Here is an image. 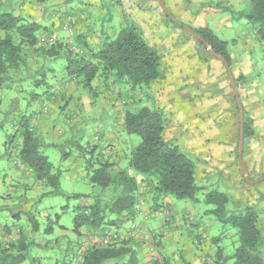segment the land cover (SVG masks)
I'll use <instances>...</instances> for the list:
<instances>
[{
	"label": "rangeland",
	"instance_id": "374dc122",
	"mask_svg": "<svg viewBox=\"0 0 264 264\" xmlns=\"http://www.w3.org/2000/svg\"><path fill=\"white\" fill-rule=\"evenodd\" d=\"M158 3V0H0V8L41 23L43 29L37 33V46L49 48L52 44L61 43L71 52L82 54L85 52L83 43L88 42L86 38L91 36L100 38V32L101 35L102 32L109 35L128 24L135 26L147 43L150 40L155 41L158 37L157 34L153 36L154 28L157 27L154 25H164L168 31L171 27H176L183 30L180 31L183 35L189 37L176 22L188 24L184 20H178L173 13L172 18H166ZM246 8L245 0H239L235 11ZM230 20L231 27L222 28L213 26L211 18H208L207 22L213 33L219 39L226 40L228 49L233 50L234 43L231 44V41L235 39L239 48L247 21L244 18H237L236 15H232ZM155 30L157 31V28ZM192 46L189 47L188 55L195 62L186 63V77L181 85L166 74L168 70L170 71L169 62H166L170 52L163 55L162 48H155L161 57L160 71L164 76L143 89H131L126 84L115 81L111 75L106 81L103 78L95 79L88 88L79 79H68L64 69V58L45 57L32 47L25 48L27 65L19 71L12 72L9 86L0 89V240L7 244L8 241L17 240L19 237L17 233L15 238L10 232L4 233L1 229L3 224L27 229L31 226L28 216L33 215L38 226L37 231L27 239L30 245L22 252L24 259L19 264H59L62 262L61 259L64 260V264H68L72 262L77 250L86 248L83 244L81 249L79 247L75 251L76 237L72 231L75 208L86 201L92 203L95 197L108 199L110 194L108 188L101 190L90 183V173L86 171V166L91 155L86 151V146L88 144L95 146L94 153L100 154L102 160L110 163V172L124 169L132 174V170L127 166V160L130 150L140 139L136 135H127L123 128V116L126 110H134L142 105L157 108L162 112L166 122L164 138L174 140L180 151L194 163L196 184L201 189L194 199L168 197L172 212L179 218L183 214V217L191 215L198 229L204 232L198 236L208 242L211 241L212 260L221 264H234L231 255L238 246L236 230L230 224L220 222L209 212L215 206L207 204L204 195L212 190L225 193L228 197L225 205L226 214L242 213L245 207L254 206L263 235L259 252L264 258V127L259 125L254 134L243 143L242 160L249 180L255 181L248 183L243 177L236 155L238 113L236 108L228 110V102H231L229 83L228 89L224 91L217 79L195 80L194 73L206 71L207 76L209 74L213 76L215 73L208 69V62H205L209 60L208 55L203 54L209 53L206 47L199 43ZM251 47L250 57L254 69L262 68L264 54L261 47L256 44ZM235 53L239 56V51ZM202 62H205V68ZM216 63L221 66L217 60ZM254 69L249 80L252 82L251 86L255 88ZM38 79L44 84H37ZM172 80L173 94L165 97L166 86ZM258 87L261 88L258 89L259 92L257 90L256 96L262 103L259 114L264 117V82ZM176 88H180L177 97L174 93L178 90ZM45 91L49 93V99H41ZM167 97H170V100ZM44 104L47 108L45 112L42 109ZM232 113L233 125L228 129L226 123ZM40 114H43L48 123L45 128L40 129L39 138L43 145L39 151L47 156L54 171L59 174L61 194L42 196L51 188L40 182L34 183V178L32 180L29 175H25L24 166L15 165L17 139L13 141L10 152H5L4 145L15 134L16 122L23 115H31L30 126L35 129V124L40 119L37 116ZM111 124L115 130L112 133H103ZM179 130L180 134L175 135L174 132ZM106 137L110 138V142L117 143L105 145ZM136 179L139 185L137 213L138 210L144 213V208L152 211L153 203H156L152 199V186L141 176L136 175ZM76 193L88 196L75 198L73 195ZM138 219L137 216L135 220ZM131 224V221H127L124 225ZM59 225L65 230H60ZM184 225L178 229L181 242L176 250L180 249L182 242L191 241V234ZM47 226L51 228L49 233L44 231ZM115 230L106 227L89 232V236L95 240L94 245L97 246L100 237L106 232L116 234L118 242L127 239L126 234L121 235ZM172 247L174 244L169 241L165 249ZM217 252L220 258L217 257ZM180 257L178 259L182 262ZM182 257H185V253H182ZM159 262L163 264L162 260ZM207 264L211 262L207 260Z\"/></svg>",
	"mask_w": 264,
	"mask_h": 264
},
{
	"label": "trees",
	"instance_id": "16d2710c",
	"mask_svg": "<svg viewBox=\"0 0 264 264\" xmlns=\"http://www.w3.org/2000/svg\"><path fill=\"white\" fill-rule=\"evenodd\" d=\"M245 2L247 4L245 10L235 11L227 6H223L222 9L236 15L237 18H244L255 30L256 40L259 43L264 42V0ZM176 24L201 36L230 66L227 43L210 29L192 27L181 22ZM42 29L40 23L0 8V89L9 86L12 72L19 71L27 65L26 47L34 48V51L45 57L64 58L66 75L79 79L88 88L95 79L103 78L106 81L110 75L115 81L122 82L131 89L146 88L160 77L159 53L131 24L121 28L112 38H104L98 49H92L83 43L85 52L82 54L71 52L61 43L52 44L49 48L37 46V33ZM198 43L204 47L201 42ZM237 80L238 78L235 79ZM36 83L42 82L38 79ZM236 109L238 112L237 103ZM244 114L243 110V143L254 134L252 120ZM165 124V117L157 108L142 105L124 112L125 132L140 139L130 150L127 160V166L132 170V174L124 169L110 172V163L102 160L100 154L94 153L95 146L90 144L86 146V151L91 155L86 166V171L90 173L89 181L101 190L108 188L110 194L108 199L95 197L88 205L76 206L72 221V231L75 234L83 235L82 231L94 232L106 227L119 229L125 222L133 219L137 214L136 175L147 179L151 184L154 201L168 197L194 199L201 189L196 184L194 163L180 151L174 140L164 138ZM15 139L20 141L18 150L20 162L32 171L35 181H40L44 186L51 188L42 196L61 194L59 174L54 171L47 156L40 153L39 139L30 126L28 116L23 115L16 122L15 134L8 140ZM87 196L81 193L73 195L75 198ZM204 201L215 206L210 213L220 222L230 224L236 230L238 246L231 255L234 264H264V258L259 252L263 235L255 207L247 206L242 213L226 214L225 205L228 197L216 190L207 192ZM28 218L33 233L37 231V221L33 215H29ZM1 229L4 233H9L7 226ZM44 231L51 232L50 226ZM18 236L17 240L8 241L7 244L0 240V264H19L24 259L22 252L29 247L30 242H27L21 233ZM217 257L220 258L219 252ZM73 264H138V260L128 243L120 241L104 246H88L82 252L81 260Z\"/></svg>",
	"mask_w": 264,
	"mask_h": 264
},
{
	"label": "crops",
	"instance_id": "0c3cea01",
	"mask_svg": "<svg viewBox=\"0 0 264 264\" xmlns=\"http://www.w3.org/2000/svg\"><path fill=\"white\" fill-rule=\"evenodd\" d=\"M97 1H100V0H97ZM161 2L164 6V9L169 13V14H166V12L161 8L160 4L158 3L160 8L163 10V13L165 14L166 18L169 19V15L173 17V14H174L175 17L178 18V20H184L188 25L192 27H204V28L210 29L213 32L212 28L208 25L207 19L211 18V20L213 21L212 22L213 26L217 28H222L224 26L231 27L230 18L232 17V15L229 12L223 10L222 8L223 6L224 7L227 6L235 10V7L239 3V0H161ZM217 4H220V5H217ZM34 21L40 23L37 20H34ZM154 26H157L156 27L157 31L155 30L156 28H154L155 32H153L154 33L153 36L157 34L158 37L155 38V41H151L149 39L150 42L148 44L154 49L162 48V50L164 51L162 52L163 55H167L170 52V57L166 60V62H169L168 69H170V71L168 70L166 74H168L170 78H174L176 82H179L181 85L183 84L184 77H186L185 75L186 63L194 61L192 60V57L188 55L189 47L194 45V43H198V40L194 38L185 29L184 31H186L189 37L183 35L182 32H180L183 30H178V28L176 27L174 28L171 27L170 31H168L167 27H164V25L163 26L154 25ZM116 33L117 32L107 35L106 33L102 32V35H101V32H100V36H101L100 38L91 36L90 38L89 37L86 38L88 42L84 41V43H86V45L92 49H98L101 46L104 38H107V37L112 38L113 36H115ZM255 35H256L255 30L247 22V25L244 30V34L242 35L239 48L237 46L238 43H236L235 39L231 41V44L234 43L233 50H229L228 42L226 40H223L227 43V50H228L229 58H230L229 68L233 76L235 86L237 87L236 89L239 95V100H240L239 102L245 114L250 119H252V127L254 131L258 129L259 125L264 127V117L260 116L259 114V110L262 107L261 99L260 98L258 99L256 96L258 95L257 90L258 89L260 90L261 88L258 86L259 85L261 86L262 83L264 82V61H263V67L262 68L260 67L255 70L253 67L254 66L253 61L250 57L251 52H252L251 45L253 44L260 46L261 51L264 54V42L259 43L256 40ZM77 37L78 39L80 38V36H77ZM192 39H194V41ZM236 51L237 52L239 51V56L236 55L235 53ZM203 54L208 55L209 60L205 62H208L207 64L209 66L208 69L213 70L215 75L211 76L209 74L207 76L206 71L204 73H194V79L195 80L207 79V81L208 80L215 81L217 79L219 80L220 87H223L222 89H224V91L228 89L227 88L228 83H229L228 87L231 88L227 71L225 67L223 66V64L221 63V61L217 59L216 57H214L213 55H211L210 53H203ZM216 60L219 62L221 66H219L218 63H216ZM205 62H202L204 68L206 67ZM199 64L201 65V63ZM253 69H254L255 88L251 86L252 82L249 80V77L253 73ZM161 76H164V75L160 71V77ZM236 78H238L237 81H235ZM68 79H71V78L68 77ZM165 81L167 82V78ZM42 83L44 84V82ZM173 83H174L173 80L170 82V84L168 82V85L166 86V89L164 92L165 97L169 94L170 95L173 94V91L171 90L173 89ZM230 88L229 90L231 91V96H230L231 102H228L229 103L228 110L236 108V99L233 94L232 88L231 89ZM176 89L178 90L177 91L175 90L174 93L177 97L179 94L178 91L180 92L179 90L180 88H176ZM43 93L44 94L41 96V99L42 98L49 99V93L46 91ZM167 98L170 100V97H167ZM172 99H173V96H172ZM55 101L56 99L54 98V102ZM31 115L28 116L30 120L32 118ZM33 116L35 115L33 114ZM37 118H40V119L37 120V123L35 124V129L33 130L35 132V135L39 139V143H40L39 148H40L43 145L40 141L41 139L39 138L40 129L45 128L48 121L43 117V114L38 115ZM233 120H234V115L232 113V116L228 118V121L226 123L228 129H230L231 125H233ZM113 127L114 126L112 124L109 125L108 128L103 133H106V132L112 133V131L115 130L113 129ZM110 128H112V130ZM179 132H181V130L174 132V134L175 135L180 134ZM238 132H239V127H238ZM175 135H172V137ZM105 139L107 141V144L105 145H108L109 143H111L112 145H115L117 143V141L110 142L111 141L110 138L106 137ZM44 145H51V143H47V144L44 143ZM12 147H13V141L8 140L4 145L5 152L6 153L10 152V149ZM19 147H20V141L18 139V143L15 147L16 156H15L14 163L17 166H24L25 173H26L25 175H29L30 178H32L33 180L34 176H33L32 171L25 164L20 162L18 158ZM102 152L103 151H101V154ZM16 173L18 174V172ZM33 181L34 183L40 182V181H35V180ZM170 202L171 201L169 198H164V199L156 201V203H153L152 211L151 209L147 210L144 208L143 209L144 213H142V211L140 212L138 210L137 215H135L133 219L129 220L132 223L130 226H125L124 225L125 223H124L121 226V228L115 230L117 232L119 231L121 235L126 234L125 237H127V239L125 240L121 239V240L126 241L128 243V246L132 248L138 260V264H156V262L160 260H162L163 264H207V260L210 261L211 264H221V263H217L215 260H212L210 258L211 241L208 242L205 239H203L201 236H198V234L200 235V234H203L204 232L198 229V225H196L195 220L191 217V215L188 214V217H189L188 218L187 215L183 217L184 215L183 214L182 217L179 218L178 215H176L170 209L169 207ZM88 204H90L89 201L81 203V205H88ZM136 208L138 209L137 206ZM157 215H160L162 217H156ZM137 216L139 217V219L135 220ZM187 218L190 221L189 224L187 223L188 221ZM155 219H157L158 221L154 222L153 220ZM182 225H184L186 230L191 234V238H190L191 241L189 243L182 242V244L180 245V249L176 250V248L178 247L177 245H179L181 242V239L178 236V229ZM4 226H7L9 228V232L12 233L11 236L13 238L16 237L15 236L16 233L17 234L21 233L22 236L27 241V239L30 238V236L32 235L30 227H28L27 229H22V228H18L15 226H8V225L3 224L1 225V228H3ZM59 228L60 230H65V228L61 225H59ZM82 233L83 235H77L74 233L76 237L75 251L79 247L81 249L83 244H85L86 247L93 246L95 244V240H93L91 236H89V232L82 231ZM84 234H87L88 236H84ZM169 241H171L174 244V247L169 248L167 250L165 249V246H166V243ZM84 250L85 248L84 249L82 248V250H77V253L73 255V258L71 260L72 262L68 264H73L75 261L81 260L82 252ZM182 253H185L184 258L182 257ZM179 257L182 258V262L179 261L178 259ZM61 261L62 262L59 264H64L63 262L64 260L61 259Z\"/></svg>",
	"mask_w": 264,
	"mask_h": 264
},
{
	"label": "water",
	"instance_id": "95a60500",
	"mask_svg": "<svg viewBox=\"0 0 264 264\" xmlns=\"http://www.w3.org/2000/svg\"><path fill=\"white\" fill-rule=\"evenodd\" d=\"M161 8L166 12V14H169L165 9H164V6L161 2V0H158ZM170 18H172L170 15H169ZM186 30L194 37L196 38L198 41H200L205 47L206 49L209 51V53L211 55H213L214 57H216L217 59H219L221 61V63L223 64V66L225 67L226 71H227V74H228V77H229V80H230V85H231V88H232V91H233V94L235 96V99H236V103L238 104V123H239V132H238V144H237V150H236V155H237V158L240 162V165H241V168H242V174H243V177L244 179L248 182V183H255V181H250L249 178H248V173H247V169H246V166L242 160V149H243V108L239 102V98H238V93H237V89H236V86H235V82H234V79H233V76L231 74V71H230V68L227 64V62L224 60V58L218 54H216L211 48H210V45L199 35L193 33L190 29L186 28Z\"/></svg>",
	"mask_w": 264,
	"mask_h": 264
},
{
	"label": "built area",
	"instance_id": "2783aa9c",
	"mask_svg": "<svg viewBox=\"0 0 264 264\" xmlns=\"http://www.w3.org/2000/svg\"><path fill=\"white\" fill-rule=\"evenodd\" d=\"M42 109L44 112L47 110L45 104L42 106ZM117 242H118V237L116 234H110L106 232L103 236L100 237L99 246H104V245L113 244ZM157 264H161V263L158 261Z\"/></svg>",
	"mask_w": 264,
	"mask_h": 264
}]
</instances>
